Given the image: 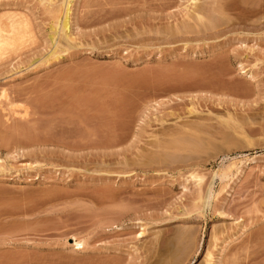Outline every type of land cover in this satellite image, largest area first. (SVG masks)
Listing matches in <instances>:
<instances>
[{
  "label": "rangeland",
  "instance_id": "rangeland-1",
  "mask_svg": "<svg viewBox=\"0 0 264 264\" xmlns=\"http://www.w3.org/2000/svg\"><path fill=\"white\" fill-rule=\"evenodd\" d=\"M58 1L0 0V264H264V0H73L52 56Z\"/></svg>",
  "mask_w": 264,
  "mask_h": 264
},
{
  "label": "bare ground",
  "instance_id": "bare-ground-1",
  "mask_svg": "<svg viewBox=\"0 0 264 264\" xmlns=\"http://www.w3.org/2000/svg\"><path fill=\"white\" fill-rule=\"evenodd\" d=\"M72 1L73 0H63V1H60L61 3H59V1H58V3L59 4H57V5H55V7L54 8H52V6H50V8H51V10H53V11H51V13H52V15H54V18L53 19H55L56 21L55 22H53L54 23V25L55 26H53V27H51V29H52V32H51V34H50V38H51V40L53 41V45H55L56 46V48L54 47V51L51 53L52 54V56L55 54V55H57V50H58V48L57 47H59L60 45H58V43L56 42V39H55V37H56V35L58 34L59 35V33H60V36H58V37H61L62 36V39L60 38L59 40H61V41H63V40H68V43L70 42V41H72L73 39H72V33H71V25H70V8L72 7L71 6V4H72ZM73 5V4H72ZM196 7V6H195ZM49 8V9H50ZM203 8V7H202ZM201 8V9H202ZM210 8V7H209ZM48 9V10H49ZM201 9H197V10H194V11H196V14L194 13V15L192 14V16L191 17H189L188 19V21L189 22H187V24L184 26V28L185 29H188V30H186L187 32L188 31H190V32H194L196 29H200V26H201V24H200V21H202L203 19H204V15L203 14H206V15H208L209 16V14L207 13V12H209V11H207L206 10V13H203L204 11H202ZM204 9V8H203ZM213 9V8H212ZM215 9H217V8H215ZM47 10V11H48ZM202 11V13L200 12V11ZM205 10V9H204ZM219 10H221V9H219ZM213 11V10H212ZM190 12V11H189ZM217 12V11H216ZM209 13H211L210 14V16L208 17V16H206V17H208V18H210L209 20H210V23L211 24H216L215 26H217L218 24H219V22H220V18H216V17H218V15L217 16H215L214 15V12L212 13V12H209ZM189 14V13H188ZM51 15V14H50ZM54 21V20H53ZM187 21V20H186ZM199 21V22H198ZM207 23V22H206ZM206 23H205V27L207 26L206 25ZM182 25V24H181ZM209 25V24H208ZM211 26V25H210ZM214 26V25H213ZM214 26V27H215ZM199 27V28H198ZM212 27V26H211ZM176 28H177V26H176ZM182 28V27H181ZM183 28V29H184ZM202 28V27H201ZM207 28H208V26H207ZM179 29V28H178ZM182 29V30H183ZM184 29V30H185ZM209 29H210V27H209ZM200 31V30H199ZM196 32V31H195ZM57 38V37H56ZM64 38V39H63ZM74 38V37H73ZM58 40V39H57ZM58 40V41H59ZM61 41H59V42H61ZM67 42V41H66ZM60 51H61V49H60ZM65 51V50H64ZM50 55V54H49ZM51 56V55H50ZM3 91V90H2ZM6 92V91H5ZM5 95V94H4ZM6 96V95H5ZM196 125V124H195ZM183 144H185V143H183ZM175 145V144H174ZM177 145H179V144H177ZM157 158V157H156ZM226 172V171H225ZM218 175H220V172L218 173V172H216V175L215 176H218ZM226 175V174H225ZM224 175V176H225ZM196 176H198V175H196ZM221 176H223V175H221ZM228 176V175H227ZM201 177V176H200ZM200 181L202 180V178H200L199 179ZM198 180V181H199ZM209 189H210V187H209ZM210 191H211V189H210ZM210 191L207 193V197H206V199H205V204L204 205H208V202H209V200H210V196L212 197V193H210ZM200 193V192H199ZM200 197V196H199ZM201 198V197H200ZM200 198H199V200H200ZM203 199V198H202ZM201 203H202V200H201ZM197 205V204H196ZM199 205V204H198ZM197 208V207H196ZM199 208V207H198ZM201 208V207H200ZM203 208V207H202ZM201 208V209H202ZM198 210V209H197ZM191 211V210H190ZM190 233L191 232H189L188 230H186V229H184V230H181L178 234H177V236H176V241L179 243V244H182L183 246H186V244H188V243H190L189 242V240L191 239V238H193V235L191 234V236H190ZM191 237V238H190ZM75 238V237H74ZM226 240V239H225ZM75 241V243H74V245L75 246H78V247H84L83 245H84V242L82 241V240H74ZM195 242V241H194ZM187 246H189V244L187 245ZM183 249V248H182ZM148 252V251H147ZM207 256V257H206ZM205 257V259H206V261H204L205 262V264H214L213 263V261H212V256H214L213 255V253H212V251H208V253H207V255H206ZM219 263L220 264H223L224 262L223 261H219ZM233 263V262H232Z\"/></svg>",
  "mask_w": 264,
  "mask_h": 264
}]
</instances>
